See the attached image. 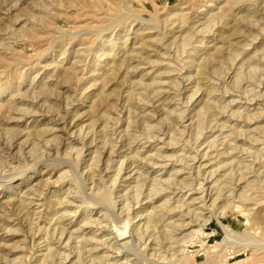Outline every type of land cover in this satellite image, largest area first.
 <instances>
[{"label": "rangeland", "instance_id": "rangeland-1", "mask_svg": "<svg viewBox=\"0 0 264 264\" xmlns=\"http://www.w3.org/2000/svg\"><path fill=\"white\" fill-rule=\"evenodd\" d=\"M227 1L0 0V212L7 210L5 224L11 230L0 231V264H38L46 254L45 242L38 239L57 224L65 228L61 246L70 234L76 253L63 264H215L216 243L227 240L217 218L235 232L259 231L264 239V0H247L217 19ZM184 35L192 43L186 48ZM154 37L159 42L143 50V40ZM207 60V76H201L199 64ZM206 100L211 104L199 115ZM129 111L134 119L130 135L122 131ZM99 151L100 162L90 166ZM155 181L163 190L147 198ZM34 184L38 190L30 193ZM67 189H75L74 197L66 196ZM242 189L251 197L244 203L238 196ZM103 191H111L116 206L107 203V210L106 203V208L97 204L84 212L74 202ZM219 192L220 199L202 211V218L217 214L202 227L208 251H199L194 241L182 260L179 244L171 241L192 229L187 221L202 205L192 204L193 197L202 196L208 206ZM60 199L72 200L73 206ZM164 200L167 205L156 215L160 220L145 230L144 209ZM231 200L235 207L227 206ZM250 207L256 210L247 211ZM67 208L77 212L66 213ZM138 211L143 217H136ZM85 213L97 224L83 226ZM126 217L133 223L125 239L130 243L123 246L125 240L116 241L110 230ZM174 223L177 230L166 241L162 230ZM140 228L144 234L138 235L134 229ZM236 240L220 259L264 264L261 250L245 251L244 239ZM62 247L57 251L62 253ZM57 251L47 264L61 263Z\"/></svg>", "mask_w": 264, "mask_h": 264}, {"label": "bare ground", "instance_id": "bare-ground-1", "mask_svg": "<svg viewBox=\"0 0 264 264\" xmlns=\"http://www.w3.org/2000/svg\"><path fill=\"white\" fill-rule=\"evenodd\" d=\"M121 1V0H120ZM133 1V0H132ZM245 1H247V0H229V1H227V4L225 5V7H227L226 8V10H221V12L219 13V14H217L215 17H217V19L218 18H221V20L222 19H224L226 16L225 15H227L226 14V11L227 10H230V12H231V10H232V8L234 9L236 6H238V5H243V3H245ZM252 1V0H251ZM250 1V2H251ZM254 1V0H253ZM255 1H257V0H255ZM261 1V0H260ZM116 2H118V0H116ZM127 2H129V1H127ZM248 2H249V0H248ZM262 2V1H261ZM211 3V2H210ZM247 3V2H246ZM257 3V2H256ZM256 3H255V5H256ZM213 3H211V5H212ZM211 5H209V6H211ZM214 5V4H213ZM245 5V4H244ZM249 5H251V4H249ZM254 4L252 3V7L251 6H249V7H251V8H253L254 6H253ZM124 6V5H123ZM256 7V6H255ZM114 8V10H115V7H113ZM210 8V7H209ZM222 8V7H221ZM239 8V7H238ZM244 8V7H243ZM247 8V7H246ZM253 10V9H252ZM233 11V10H232ZM255 11V10H254ZM210 12V11H209ZM229 12V11H228ZM209 14V13H208ZM211 14V13H210ZM209 14V17H212L213 15H210ZM215 14V13H214ZM249 14H250V12H249ZM126 16V15H125ZM130 16V15H129ZM137 16V15H136ZM225 16V17H224ZM228 16V15H227ZM249 16V15H248ZM214 17V18H215ZM121 19V18H120ZM207 19L209 20L210 18H208L207 17ZM206 19V20H207ZM240 19H243V18H240ZM248 19V18H247ZM122 20V19H121ZM136 20H143L142 18H140L139 16L138 17H136ZM213 20H215V19H213ZM239 20V19H238ZM244 20V19H243ZM153 21V20H152ZM210 21V20H209ZM212 21V20H211ZM224 21V20H223ZM245 21H247L246 20V18H245ZM249 21V20H248ZM247 21V22H248ZM140 22V21H139ZM149 24H152V23H154V22H151V21H147ZM212 22H216V20L215 21H212ZM246 24V23H245ZM252 24V23H251ZM167 26V25H166ZM235 26V25H234ZM118 27V26H117ZM143 27V26H142ZM246 27V26H245ZM167 28V27H166ZM241 28V27H240ZM145 29H146V27H145ZM147 29H150L149 27L147 28ZM238 29V28H237ZM237 29H235V30H237ZM238 32H239V30H237ZM237 31H236V34H237ZM150 32V31H149ZM234 31H232V34H234L233 33ZM184 33V32H183ZM151 34V33H150ZM152 35V34H151ZM143 37V36H142ZM149 37V36H148ZM197 38H198V36H197ZM164 39V38H163ZM229 40H230V38H228ZM142 41V40H141ZM179 41V40H178ZM191 40H190V37H186V35H184V37H182V41H181V45L184 47V48H186L187 47V45H191L192 43L190 42ZM159 42V39H158V37H154V38H149V39H144L143 40V42H142V46H143V50L144 49H147V50H150V49H152L157 43ZM193 42V41H192ZM205 42V41H204ZM180 43V42H179ZM225 43V42H224ZM231 43V42H230ZM172 44V43H171ZM230 45V44H229ZM110 46V45H109ZM240 46V45H239ZM204 47V46H203ZM231 47V46H230ZM229 48V47H228ZM125 49V48H124ZM142 49V48H141ZM235 49V48H234ZM123 50V49H122ZM182 50V49H181ZM214 50H217L216 48L214 49ZM219 50V49H218ZM233 50V49H232ZM130 51V50H129ZM128 51V52H129ZM140 51V50H139ZM227 51V50H226ZM155 52H157V51H155ZM160 52V51H159ZM210 52V51H209ZM232 52H235V51H232ZM208 53V52H207ZM237 53V52H236ZM148 54V53H147ZM151 54V53H150ZM157 54V53H156ZM156 54H155V56H156ZM80 55V54H79ZM143 55V54H142ZM133 56H135V55H133ZM146 56V55H145ZM151 56V55H150ZM219 56V55H218ZM139 57V56H138ZM140 57H141V55H140ZM199 57V56H198ZM204 57V56H203ZM144 59V58H143ZM157 59H158V57H157ZM196 59V58H195ZM199 60H200V58H198ZM219 59V58H218ZM130 60V59H129ZM141 60V59H140ZM165 60V59H164ZM132 61H133V59H132ZM182 61V60H181ZM206 61V60H205ZM204 61V62H205ZM147 62V61H146ZM201 62V64H199V70H197L198 71V73L201 75V76H203V75H205V76H207L206 74H207V72H206V65L207 64H209L208 62V60H207V62ZM139 63H141V62H139ZM187 64V63H186ZM195 64V63H194ZM135 65V64H134ZM138 65V64H137ZM162 65V64H161ZM127 66V65H126ZM156 66V65H155ZM209 67V66H208ZM208 67H207V69H208ZM243 67V66H242ZM251 68H253V67H251ZM168 69H169V67H168ZM172 69V68H171ZM194 69V68H193ZM240 69V68H239ZM112 70V69H111ZM110 70V71H111ZM159 70V69H158ZM120 71V70H119ZM137 71V70H136ZM144 72V71H143ZM245 72V71H244ZM109 73V72H108ZM112 73V72H111ZM236 73V72H235ZM106 74V73H105ZM104 74V75H105ZM113 74V73H112ZM145 74V73H144ZM148 74V73H147ZM146 74V75H147ZM240 74V73H239ZM238 74V75H239ZM245 74V73H244ZM241 75H243V73L241 74ZM237 76V75H236ZM195 77V76H194ZM240 77V76H239ZM197 78V77H196ZM128 79V78H127ZM161 79V78H160ZM198 79V78H197ZM201 79V78H200ZM234 79V78H233ZM201 80H204V78L203 79H201ZM128 82V81H127ZM210 82V81H209ZM229 82V81H228ZM162 83V82H161ZM128 84V83H127ZM199 84V83H198ZM236 84V83H235ZM159 85H161V84H159ZM195 85H197V84H195ZM130 86V85H129ZM145 86V85H144ZM152 86V85H151ZM163 86V85H162ZM199 87V86H198ZM155 88V87H154ZM153 88V89H154ZM156 88H159V87H156ZM128 90V89H127ZM3 91V90H2ZM1 90H0V93L2 92ZM209 91H210V89H209ZM214 91H215V89H214ZM4 92V91H3ZM155 93H156V95H157V93H159L158 91H154ZM162 94V93H161ZM160 95V94H159ZM210 95V94H209ZM152 96V95H151ZM205 96V95H204ZM215 96V95H214ZM136 97V96H135ZM211 97V96H210ZM213 98V97H212ZM211 98V99H212ZM144 99L145 98H143V101H144ZM190 99V98H189ZM204 99H206V98H204ZM210 99V98H209ZM215 99V98H214ZM138 101V100H137ZM220 101V100H219ZM138 103H139V101H138ZM142 103V102H141ZM149 103V102H148ZM151 103V102H150ZM204 104L200 107V109H199V112H198V114L200 115L202 112H204L208 107H209V105L211 104L210 103V100L207 102V100L205 101V102H203ZM214 103V102H213ZM145 104V103H144ZM217 104H218V102H217ZM132 105V104H131ZM139 105V104H138ZM213 105H215V103L213 104ZM144 106V105H143ZM67 107V106H66ZM128 107V106H127ZM134 107H136V106H134ZM225 108H227V107H225ZM198 110V109H197ZM128 111V110H127ZM146 111V110H145ZM174 111V110H173ZM222 111H223V109H222ZM111 112V111H110ZM206 112V111H205ZM208 112V111H207ZM213 112V111H212ZM132 113V112H131ZM135 114V113H134ZM198 114H197V116H198ZM21 115V114H20ZM23 116V115H22ZM144 116V115H143ZM168 116V115H167ZM169 116H170V114H169ZM197 116H196V118H197ZM208 116V115H207ZM100 117H105L106 118V116L104 115V113L100 116ZM126 119H128V122H127V124H126V128H124L122 131L124 132V133H126L127 131L129 132V128H132L131 126H132V124L134 125V119H132L131 118V116H130V111H129V113L126 115ZM199 117V116H198ZM119 118V117H118ZM150 118V117H149ZM107 119H108V117H107ZM199 119V118H198ZM197 120V119H196ZM120 121V120H119ZM124 121V120H123ZM147 121V120H146ZM145 121V122H146ZM107 122H108V120H106L105 121V124L103 125L104 127L103 128H106V124H107ZM169 122V121H168ZM123 123V122H122ZM136 123V122H135ZM150 123V122H149ZM218 123V122H217ZM139 124V123H138ZM151 124V123H150ZM137 125V124H136ZM223 125V124H222ZM197 126V125H196ZM224 126V125H223ZM154 127V126H153ZM88 129V128H87ZM135 129H136V127H135ZM141 129V128H140ZM215 129H216V126H215ZM226 129V128H225ZM89 130H91V129H89ZM165 130V129H164ZM82 131V129H80V132ZM121 131V130H120ZM161 131V130H160ZM89 132V131H88ZM87 132V133H88ZM82 133V132H81ZM220 133V132H219ZM74 134V133H73ZM129 135H130V132L128 133ZM94 136H95V134H94ZM136 137V136H135ZM151 137V136H150ZM126 138H127V136H126ZM146 138V137H145ZM152 138H153V136H152ZM214 139V138H213ZM93 140V139H92ZM143 140V139H142ZM149 140V139H148ZM94 142V141H93ZM103 142H104V140H103ZM79 143V142H78ZM134 143V142H133ZM229 145V144H228ZM231 146V145H230ZM95 147V146H94ZM102 147H105V144L102 146ZM98 147H96V149H97ZM138 148V147H137ZM233 148V147H232ZM232 148H231V150H232ZM235 148V147H234ZM59 149V148H58ZM95 149V148H94ZM99 149V148H98ZM81 150V149H80ZM158 150V149H157ZM71 152V151H70ZM225 152V151H224ZM43 153V152H42ZM71 154V153H70ZM83 154V153H82ZM76 155V154H75ZM217 155H218V153H217ZM99 156H100V151H99V153L97 154V156H95V157H93V159H92V163L90 164V166H94V165H96L98 162H100V158H99ZM102 156V155H101ZM204 156H206V155H204ZM49 159H50V157H49ZM63 158H61V160H62ZM133 159V158H132ZM235 159V158H234ZM52 160V159H51ZM56 160V159H55ZM60 161V160H59ZM48 162V161H47ZM63 163V161H60V163ZM61 163V164H62ZM64 163H66V162H64ZM122 163H123V161H122ZM122 163H119V164H122ZM133 163V162H132ZM220 163V162H219ZM48 164V163H47ZM109 164V163H108ZM36 165V164H35ZM69 165H71V164H69ZM87 165V164H86ZM98 165V164H97ZM134 165V164H133ZM152 165V164H151ZM75 166H76V164H75ZM110 166V165H109ZM157 165H155V167H156ZM159 166H160V164H159ZM220 166V165H219ZM242 166V165H241ZM70 167V166H69ZM137 167V166H136ZM222 167V165L219 167V168H221ZM26 168V167H25ZM71 168V167H70ZM86 168V167H85ZM129 168V167H128ZM96 169V168H95ZM122 169V168H121ZM218 169V168H217ZM245 169V168H244ZM71 170V169H70ZM116 170H118V169H116ZM211 170V169H210ZM213 170V169H212ZM64 171V170H63ZM91 174L88 172V174L90 175V179H92V176L95 174V171H94V169H93V167H91ZM119 171H120V166H119V170L117 171V174L119 173ZM245 171V170H244ZM83 172V171H82ZM33 173V172H32ZM214 173V172H213ZM88 175V176H89ZM140 175V174H139ZM232 175V174H231ZM7 176V175H6ZM81 176H82V174H81ZM242 176V175H241ZM8 177V176H7ZM65 177H66V175H65ZM79 177V176H78ZM138 177V176H137ZM10 178V177H9ZM31 178V174L30 175H26L24 178H23V182H27L29 179ZM63 178V176H60V177H58V179L60 180V179H62ZM74 178V177H73ZM244 177H242V179H243ZM4 179V178H3ZM82 179V178H81ZM111 179V178H110ZM117 179V178H116ZM116 179H113V181L115 180L116 181ZM235 179V178H234ZM84 180V179H83ZM88 180V179H87ZM219 180V179H218ZM241 180V179H240ZM71 180H69V182H70ZM79 181V180H78ZM90 181H92V180H90ZM136 181V180H135ZM134 181V182H135ZM59 182V181H58ZM62 182V181H61ZM80 182V181H79ZM84 182V181H83ZM88 182V181H87ZM103 182V181H102ZM133 182V181H132ZM160 181H155L154 183H152V189H151V192L148 194V197L147 198H151L153 195H157L158 193H160L162 190H163V186H162V184H160L159 183ZM217 182V181H216ZM229 182V181H228ZM227 182V183H228ZM253 181H250L248 184H251ZM57 183V182H56ZM93 183V182H92ZM201 182H199V184H200ZM203 183V182H202ZM225 183L226 182H224V185H225ZM102 184V183H101ZM167 185H169V184H167ZM166 185V186H167ZM202 185V184H201ZM223 185V184H222ZM227 185V184H226ZM253 185V184H252ZM31 186V185H30ZM37 186H38V184H34V186H31L30 187V189H29V191H30V193H32V192H37V190H38V188H37ZM72 186V185H71ZM80 186V185H79ZM188 186V185H187ZM228 186V185H227ZM67 187V186H66ZM73 187V186H72ZM75 187V186H74ZM92 187V186H91ZM93 187H94V185H93ZM102 187V186H101ZM222 187V186H221ZM230 187V186H229ZM232 187V186H231ZM8 188H10V185H8ZM82 188V187H81ZM97 188V187H96ZM185 188V187H184ZM228 188V187H227ZM227 188H226V191H227ZM247 188V187H246ZM58 189H61V188H58ZM80 189V188H79ZM90 189V188H89ZM102 189V188H101ZM182 189V188H181ZM180 189V190H181ZM196 189V188H195ZM222 189H224V188H222ZM56 190V189H55ZM68 190V192H67V194H66V196L68 197H70L71 195H70V193L71 194H75V189L72 191V189H67ZM84 190V189H83ZM82 190V191H83ZM141 190V189H140ZM230 190V189H229ZM244 189H242V192H240L239 193V199H241V201L244 203V201H246L248 198L249 199H251V197H249L246 193H245V191H243ZM246 190V189H245ZM28 191V190H27ZM130 192H131V190H129ZM220 191H221V189H220ZM231 191H234L233 189L231 190ZM247 191V190H246ZM52 192V194L54 193V190H52L51 191ZM77 192V191H76ZM79 192V191H78ZM98 192V191H97ZM28 193V192H27ZM30 193H28V194H26V195H31ZM92 193V192H91ZM136 193H137V191H136ZM74 194H73V197H74ZM120 194V193H119ZM218 195L216 196V197H214L213 199H212V202H211V204L210 205H208L207 206V201H205V198H203L202 196H200V197H198V198H194L193 197V199H192V204H196V203H199V204H202V205H200V206H198V207H196V208H194L193 209V211L191 212V214H190V216L192 215V213H193V216H194V218H190L191 220L189 221H187L188 222V224L186 225V226H188V225H190V226H188L189 228L188 229H191L188 233H186L185 235H183L181 238H177V239H174V237H173V233L172 232H174L173 230L174 229H176L177 230V228H174V227H176L177 226V224H175L174 226H172V224H171V226H169L168 224H166V228L164 229V227H163V229L164 230H162L163 231V233L165 234V237H166V241H168L169 240V242H170V240L172 239V237H173V240L171 241L172 242V244L173 243H176V244H179V250L177 251V252H181V255H182V260L184 259V261H185V258H187V257H185V253H188V252H191V251H188V249H187V247L189 246V244H193V242L195 241L196 243H198V246L200 247V249H199V251H204V253H206L207 251H208V245L206 244V243H204L203 241H204V239L202 238V237H207L208 235L207 234H204V232L202 231L203 229H202V227L204 226V224H206L211 218H213L214 216H217V214L215 215V214H213V215H210V216H208V217H204V218H202L203 217V215L205 214L206 215V213H204V212H202L203 210H205V209H207V207H210V206H212V205H214L217 201V199L220 197V195L222 194L221 192H219V193H217ZM231 194H233V193H231ZM82 195V194H81ZM85 195V194H84ZM129 195V194H128ZM143 195V194H142ZM141 195V196H142ZM225 195V194H224ZM227 195V194H226ZM66 196H64L65 198H66ZM86 196V195H85ZM89 196V195H88ZM222 196V195H221ZM228 196L229 197H231L230 196V194H228ZM237 196V195H236ZM22 197V196H21ZM27 197V196H26ZM30 197V196H29ZM62 197V196H61ZM72 197V196H71ZM76 197V196H75ZM225 197H227V196H225ZM228 197V198H229ZM10 198V197H9ZM83 198V197H82ZM131 198V197H130ZM145 198V197H144ZM211 198V197H210ZM236 198V197H235ZM24 199V198H23ZM48 199V198H47ZM53 199V198H52ZM72 199V198H71ZM76 199H77V197H76ZM220 199V198H219ZM227 199V198H226ZM21 200V199H20ZM51 200V199H50ZM73 200V199H72ZM72 200H67L66 201V199H65V201H62L61 199H60V204H62V203H67L68 204V206L69 207H72L73 205H71V204H73V201ZM83 200H85V199H83ZM82 200V201H83ZM133 200V199H132ZM168 200V199H167ZM170 200V199H169ZM197 200H199L198 202H197ZM211 200V199H210ZM229 200V199H228ZM235 200V199H234ZM57 201H59V200H57ZM77 201V200H75L74 199V202H77V203H79V207H82V211H88V212H92L95 208H97L96 207V205L97 204H101L103 207H105L103 204H105L106 203V205H107V203H108V205H109V203L112 205V206H116V203L113 201V199H112V196H111V191H103L102 193H97L95 196L94 195H91V196H89L88 198H87V201ZM225 201V200H224ZM227 201V200H226ZM232 201V200H231ZM238 201V200H237ZM248 201V200H247ZM20 202V201H19ZM23 203H24V201H22ZM21 202V203H22ZM25 202H27V201H25ZM49 202V201H48ZM127 202V201H126ZM125 202V203H126ZM151 202V201H150ZM20 203V204H21ZM33 203V202H32ZM57 203V202H56ZM55 203V204H56ZM129 203V202H128ZM236 201H232L231 203H228L227 204V206H236ZM240 203V202H239ZM256 203V202H255ZM53 204V203H52ZM66 204V205H67ZM152 204V203H151ZM254 204V203H253ZM22 205V204H21ZM20 205V206H21ZM25 205V204H24ZM26 205H27V203H26ZM29 205V204H28ZM88 205V206H87ZM108 205L106 206L107 207V210H108ZM110 205V206H111ZM167 205V201L166 200H164L160 205H158V206H153V207H151L150 209H147L148 207H146V209H144L145 211H146V214L144 215L143 213H141V211H138V212H136V217H143V215H144V218L143 219H145L146 218V221H145V223H146V225H145V223L143 224V227H144V225H145V230H148L149 228H150V226H155L156 224H153V223H156V220H160L159 218H157L158 216H156V215H159L157 212H161V210H162V208L164 209V206H166ZM241 205H242V203H241ZM256 205H257V203H256ZM19 206V205H18ZM85 206V207H84ZM111 206V207H112ZM254 206H255V204H254ZM263 206V205H262ZM22 207V206H21ZM25 207H27V206H25ZM53 206L52 205H50L48 208H52ZM68 207V208H69ZM105 207V208H106ZM233 207V208H234ZM246 207V206H245ZM19 208V207H18ZM68 208L65 210V212L66 213H68V212H77L76 210H74V211H71V210H68ZM104 208V209H105ZM114 208V207H113ZM126 208V207H125ZM21 209V208H20ZM100 209V208H99ZM103 209V208H102ZM190 209V208H189ZM2 210V209H1ZM48 210H50V209H48ZM53 210H54V208H53ZM104 211L103 213H105V212H108V211ZM119 210V209H118ZM173 210V209H172ZM171 209H166V212L168 211V213H169V211H172ZM246 210L247 211H252V210H256V208L255 207H250V208H246ZM20 211V210H19ZM55 212H56V210H54ZM126 211H127V209H126ZM21 212V211H20ZM96 212H98V211H96ZM109 212H110V210H109ZM212 212V211H211ZM49 213V212H48ZM53 213V212H52ZM124 213V212H123ZM127 213V212H126ZM208 213V212H207ZM56 214H57V212H56ZM61 214V213H60ZM118 214V213H117ZM164 214V213H163ZM163 214H162V217H163ZM186 214V213H185ZM185 214H184V216H185ZM249 214H251V213H249ZM7 215V210H2V212H0V231L1 230H3V231H7V232H9V231H11V230H9L8 229V227H10V226H8V224H5L6 222H8V220L9 219H6L5 218V216ZM52 215V214H51ZM55 214H53V216H54ZM92 215V214H91ZM100 215V214H99ZM161 215V214H160ZM159 215V216H160ZM260 215V214H259ZM56 216V215H55ZM125 216V215H124ZM261 216H262V214H261ZM7 217V216H6ZM61 217H63V214L61 215V216H57L56 217V219H55V222H56V220H58L59 218H61ZM103 217V216H102ZM155 217H156V219H155ZM162 217H160V218H162ZM192 217V216H191ZM100 218V217H99ZM117 218H118V216H117ZM186 218V217H185ZM217 218V217H216ZM106 219H107V217H106ZM131 219L132 218H130V217H126V219L125 220H122L121 219V221H118V223L117 224H119V223H122L120 226L118 225H115L116 223H114V224H112L111 225V228L112 227H114V229H113V231L112 230H110V234L112 235V234H114L115 236H114V238L116 239V241H123V240H125L126 238H127V236H128V233H131L130 232V225L133 223H131ZM164 219V218H163ZM52 220H54V217H53V219ZM96 220H98V219H96ZM96 220L95 219H92V217L90 216H88L87 215V213H85L84 214V217H83V219L81 220V223H83V226H88V225H90V226H92V225H95V224H97L96 223ZM217 220H218V223L220 224V226L222 227V229L224 230V232H225V235H226V241L225 242H217L216 244L218 245V247H219V253L213 258V260L212 261H215L216 263L215 264H227L226 263V258L227 257H225V258H223V259H220V253L224 250V249H226L227 247H229L230 245H231V243L232 242H236L237 240L236 239H239V238H243L244 240H242V243H241V245L244 247V250L245 251H248L249 249H251V248H253V247H257L259 250H261V253H263L264 254V239L262 238V237H259L258 236V234H259V231H252V232H246V231H244V232H242V233H238V232H235V231H233L228 225H225V224H223L220 220H219V218H217ZM60 221V220H59ZM105 221V220H104ZM107 221V220H106ZM111 221V220H110ZM115 221V220H114ZM155 221V222H154ZM162 221V220H161ZM182 221H184V220H182ZM249 221V219H247V222ZM186 222V223H187ZM104 223V222H103ZM131 223V224H130ZM182 223V222H181ZM184 224H185V222H183ZM191 223V224H190ZM193 223V224H192ZM101 224V223H100ZM110 224V223H109ZM142 224V223H141ZM153 224V225H152ZM139 225V224H138ZM61 225H59V224H57V226H55L54 228H53V231L52 232H46L41 238H39L38 239V241H41L42 240V242L44 243L45 242V249H44V251H46V254L45 255H43V257L42 258H39L38 259V264H47V260L49 259V258H52L53 256H54V252L55 251H57V248H61L63 245V241H62V236H63V234H64V232H65V228L64 227H60ZM98 226V225H97ZM101 225H99V227H100ZM102 226H103V224H102ZM140 226H142V225H140ZM165 226V225H164ZM96 227V226H95ZM107 227V226H106ZM110 227V226H109ZM139 227V226H138ZM181 225H180V229H181ZM184 227V226H183ZM194 227H196V228H194ZM77 229H80V226L77 228ZM82 229V228H81ZM132 229V228H131ZM167 229V230H166ZM169 229V230H168ZM47 230V229H46ZM45 230V231H46ZM52 230V229H51ZM100 230V229H99ZM135 231L134 232H136L138 235H141L142 233H143V229H134ZM152 230H153V227H152ZM49 231V230H48ZM76 231V230H75ZM96 231V230H95ZM144 232H146V231H144ZM75 233V232H74ZM5 234V233H4ZM144 234V233H143ZM160 234V233H159ZM164 234L163 235H159V236H163L164 237ZM84 235V234H83ZM131 235H133V234H131ZM157 235V234H156ZM71 235L69 234V237H68V239L66 240V242H65V245H64V247H62L63 248V252L61 253L59 250L57 251V253H56V255H58V257H60L61 258V263L60 264H63L69 257H70V254L71 253H73L74 251H75V248H73V247H71V245H70V243H71ZM79 237V236H78ZM93 237V236H92ZM156 237V236H155ZM158 237V236H157ZM165 237H164V239H165ZM81 238V237H80ZM82 238H85V237H82ZM88 238V237H87ZM129 238V237H128ZM139 238V237H138ZM147 238V237H146ZM199 238H202V240H200ZM90 239V238H89ZM92 239V238H91ZM102 239V238H101ZM155 239V238H154ZM158 239V238H157ZM73 240V239H72ZM82 240V239H81ZM85 240V239H84ZM106 240V239H105ZM150 240V239H149ZM236 240V241H235ZM90 241V240H89ZM91 241H93V240H91ZM95 241H96V238H95ZM130 241V240H129ZM128 240H125V241H123L120 245H125V246H128V243H130ZM138 241V240H137ZM162 241V240H161ZM41 242V243H42ZM104 242V241H103ZM91 243V242H90ZM93 243V242H92ZM161 243V242H160ZM83 244H84V241H83ZM165 244V243H164ZM2 245H3V242H2ZM54 245H57L58 247H54ZM62 245V246H61ZM76 245V244H75ZM85 245V247H86V244H84ZM92 245V244H91ZM98 245V244H97ZM134 245V244H133ZM158 245V244H157ZM166 245H167V243H166ZM44 246V245H43ZM78 246L79 247H81L80 245H79V241H78V243H77V250H76V252H77V259H80L81 257H80V255L83 257V253H82V250H80V248H78ZM88 246V245H87ZM168 247V246H167ZM69 248V249H68ZM82 248V247H81ZM108 248V247H107ZM120 248H122V247H120ZM154 248V247H153ZM161 248H163V246H161ZM4 249V248H3ZM132 249V248H131ZM169 249V248H168ZM62 250V249H61ZM160 250V249H159ZM88 251V250H87ZM117 252V251H116ZM156 252V251H155ZM75 253V252H74ZM91 253V252H90ZM119 253V252H118ZM76 254V253H75ZM86 254V253H85ZM84 254V255H85ZM143 254V253H142ZM155 254V253H154ZM88 255V254H87ZM86 255V256H87ZM173 255V254H172ZM89 256V255H88ZM105 256H107V255H105ZM161 256V255H160ZM159 256V257H160ZM192 256V255H191ZM36 257V256H35ZM95 257V256H94ZM263 257H264V255H263ZM37 259V258H36ZM90 259V258H89ZM92 259V258H91ZM125 259V258H124ZM138 259V258H137ZM180 259V260H181ZM165 260V259H164ZM179 260V261H180ZM190 260V259H189ZM4 261V260H3ZM6 261V260H5ZM69 261H72V259L71 260H69ZM83 261V260H82ZM127 261V260H126ZM140 261H141V259H140ZM244 262H245V260H243ZM8 261H6V263H7ZM89 262V261H88ZM93 262V261H92ZM190 262V261H189ZM95 263V262H94ZM185 263H188V262H185ZM2 264V263H1ZM49 264V263H48ZM53 264V263H52ZM72 264H76L75 262H72ZM170 264V263H169Z\"/></svg>", "mask_w": 264, "mask_h": 264}]
</instances>
